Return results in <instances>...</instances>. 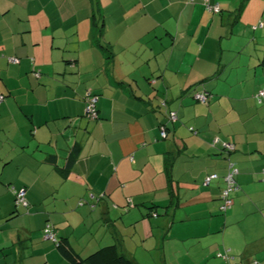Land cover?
Masks as SVG:
<instances>
[{"label": "crops", "instance_id": "crops-1", "mask_svg": "<svg viewBox=\"0 0 264 264\" xmlns=\"http://www.w3.org/2000/svg\"><path fill=\"white\" fill-rule=\"evenodd\" d=\"M209 3L221 12L0 0V264H71L48 224L81 256L117 244L138 264H264V30L247 20L253 0ZM230 162L238 190L223 210Z\"/></svg>", "mask_w": 264, "mask_h": 264}, {"label": "built area", "instance_id": "built-area-1", "mask_svg": "<svg viewBox=\"0 0 264 264\" xmlns=\"http://www.w3.org/2000/svg\"><path fill=\"white\" fill-rule=\"evenodd\" d=\"M206 3V6L209 10L211 11H216L219 12L220 11V5L218 3L212 5L210 4L208 1L209 0H204ZM13 62H18L19 59L18 58H14L12 60ZM257 99L259 100V102H263L264 101V88H261L258 93H257ZM195 97L197 98V100H199L200 102L203 103H208L209 99L212 97V94H210V92H208L207 90H202V91H198L195 93ZM4 96L2 94H0V101L3 100ZM97 100L98 97L93 94L92 92H87L86 94V115L89 116L92 119H95L98 117L97 114ZM169 118L175 120L177 118V114L174 111H171L169 113ZM167 134L166 132V127H162V136L165 137ZM223 147L224 149H226L227 152H231L233 150H235V145L230 143V142H224L223 143ZM239 173V169L236 166V164L234 162H230L229 165V169L226 173V175L224 176V181H225V187L223 188L222 191V209L226 210L228 208H230L233 205L234 199H233V192L238 190V184H237V180L236 177ZM219 174L218 173H214L209 175L206 180H205V184H210V182L214 179V178H218ZM16 202L17 205H23V206H28V200L26 198V189L22 188L20 190H16ZM154 215H157V213H154ZM44 237L46 239H51L56 241V235H55V231L53 230L52 226L50 224L47 225V227L44 230ZM253 264H259L258 262H254Z\"/></svg>", "mask_w": 264, "mask_h": 264}, {"label": "trees", "instance_id": "trees-1", "mask_svg": "<svg viewBox=\"0 0 264 264\" xmlns=\"http://www.w3.org/2000/svg\"><path fill=\"white\" fill-rule=\"evenodd\" d=\"M204 3L206 5L207 2L204 1ZM220 12H221V9H220ZM97 30H98V35H97L98 37L96 39L97 45L101 48V50L104 51L108 60H113L114 58L113 50L110 48V46L105 45L101 41V38L104 32L103 25L99 26ZM261 64L264 65V51H263V56L261 59ZM0 94L5 96V94L3 93H0ZM166 132H167V128H166ZM76 157H77V150L76 149L71 150L68 156L67 164L72 165L75 162ZM167 166H168V162H167ZM55 242L57 244L58 250L71 264H84V263H87V264H138L135 261V259L125 255L120 250L117 244L103 246L97 249L96 251L92 252L87 257H83L75 250V248L72 246L68 237H65V236L57 237Z\"/></svg>", "mask_w": 264, "mask_h": 264}, {"label": "rangeland", "instance_id": "rangeland-1", "mask_svg": "<svg viewBox=\"0 0 264 264\" xmlns=\"http://www.w3.org/2000/svg\"><path fill=\"white\" fill-rule=\"evenodd\" d=\"M261 1L262 0H253V3H252V5H251V10H250V12H249V14H248V21L249 22H251V23H256V24H254V26H252V27H256V28H259L258 29V31L261 33V30H264L263 28H261L262 27V24H263V21L261 20V18L262 19H264V14H263V16L260 14V13H257L258 11V8H259V6L261 5ZM240 2V1H239ZM238 4V3H237ZM258 4V5H257ZM261 35H263L262 33H261ZM250 48H251V46H250ZM93 251V250H92ZM95 251V250H94ZM89 253H92V252H89ZM83 255V254H82ZM86 255H89V254H86ZM86 255H83V256H86Z\"/></svg>", "mask_w": 264, "mask_h": 264}]
</instances>
